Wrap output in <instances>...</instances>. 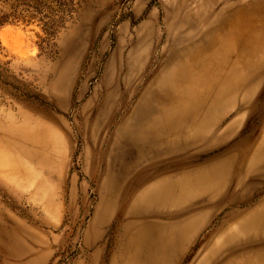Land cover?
<instances>
[{
	"label": "rangeland",
	"instance_id": "rangeland-1",
	"mask_svg": "<svg viewBox=\"0 0 264 264\" xmlns=\"http://www.w3.org/2000/svg\"><path fill=\"white\" fill-rule=\"evenodd\" d=\"M74 5L0 28V264H264V0Z\"/></svg>",
	"mask_w": 264,
	"mask_h": 264
},
{
	"label": "trees",
	"instance_id": "trees-1",
	"mask_svg": "<svg viewBox=\"0 0 264 264\" xmlns=\"http://www.w3.org/2000/svg\"><path fill=\"white\" fill-rule=\"evenodd\" d=\"M30 1L35 5V13L24 18L19 13V7L22 2ZM57 6L52 7L49 0H0V28L9 23H18L20 21L31 23L38 19L42 25L43 31L50 37L70 19L74 11L75 0H52ZM10 5L11 11L4 12L3 7ZM2 7V8H1Z\"/></svg>",
	"mask_w": 264,
	"mask_h": 264
},
{
	"label": "bare ground",
	"instance_id": "bare-ground-1",
	"mask_svg": "<svg viewBox=\"0 0 264 264\" xmlns=\"http://www.w3.org/2000/svg\"><path fill=\"white\" fill-rule=\"evenodd\" d=\"M178 82H179V81H178ZM157 91H158V90H157ZM149 95H151V94L149 93ZM149 95H148V96H149ZM156 95H157V93H156ZM152 96H153V95H152ZM154 96H155V95H154ZM156 97H157V96H156ZM158 98H159V97H158ZM147 99H148V98H147ZM156 99H157V98H156ZM161 100H162V99H161ZM163 100H164V99H163ZM148 101H149V100H148ZM154 101H155V100H154ZM158 101H159V99H158ZM145 102H146V101H145ZM155 102H157V101H155ZM150 105H151V104H150ZM152 105H153V104H152ZM147 106H148V105H147ZM198 106H199V105H198ZM198 116H199V115H198ZM187 117H189V116H187ZM187 117H186V118H187ZM181 118H182V117H181ZM186 118H185V119H186ZM183 119H184V118H183ZM185 119H184V120H185ZM188 120H189V119H188ZM182 122H184V121H182ZM182 122H180V123H182ZM187 122H188V121H187ZM176 123H177V122H176ZM186 124H187V123H186ZM139 125H140V124H139ZM179 127H181V126H179ZM182 127H185V124H184V126H182ZM137 128H138V127H137ZM139 128H140V127H139ZM139 128H138V129H139ZM180 129H181V128H180ZM137 131H138V130H137ZM141 133H142V132H141Z\"/></svg>",
	"mask_w": 264,
	"mask_h": 264
}]
</instances>
